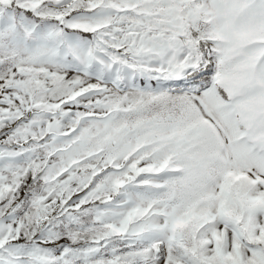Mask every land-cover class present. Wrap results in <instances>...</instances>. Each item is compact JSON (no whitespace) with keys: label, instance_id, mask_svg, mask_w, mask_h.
Wrapping results in <instances>:
<instances>
[{"label":"snow or ice","instance_id":"snow-or-ice-1","mask_svg":"<svg viewBox=\"0 0 264 264\" xmlns=\"http://www.w3.org/2000/svg\"><path fill=\"white\" fill-rule=\"evenodd\" d=\"M0 264H264V0H0Z\"/></svg>","mask_w":264,"mask_h":264}]
</instances>
